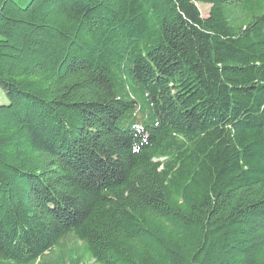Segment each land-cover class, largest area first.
Listing matches in <instances>:
<instances>
[{
	"label": "trees",
	"instance_id": "trees-1",
	"mask_svg": "<svg viewBox=\"0 0 264 264\" xmlns=\"http://www.w3.org/2000/svg\"><path fill=\"white\" fill-rule=\"evenodd\" d=\"M0 88V264H264V0H0Z\"/></svg>",
	"mask_w": 264,
	"mask_h": 264
},
{
	"label": "rangeland",
	"instance_id": "rangeland-1",
	"mask_svg": "<svg viewBox=\"0 0 264 264\" xmlns=\"http://www.w3.org/2000/svg\"><path fill=\"white\" fill-rule=\"evenodd\" d=\"M17 1V3L20 5V6H26L31 0H15ZM199 7L201 9V12H202V15L204 17L208 16L209 14V11H210V8H211V5L210 4H206V3H201L199 4ZM9 103V99L7 97V94L5 93V91H3L1 88H0V105H6ZM78 245H82V243L80 241H78L77 239L76 240H71V241H68V246L69 247H76ZM90 263H93V261H89Z\"/></svg>",
	"mask_w": 264,
	"mask_h": 264
}]
</instances>
